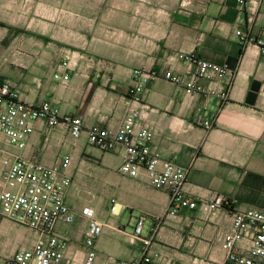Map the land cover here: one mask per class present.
<instances>
[{
    "label": "crops",
    "instance_id": "obj_1",
    "mask_svg": "<svg viewBox=\"0 0 264 264\" xmlns=\"http://www.w3.org/2000/svg\"><path fill=\"white\" fill-rule=\"evenodd\" d=\"M17 1L24 0H0V22L15 24L11 17L21 13L11 9V2ZM98 2L99 8L85 12L82 27L68 32L61 44L48 40L52 29L42 25H37L35 37L0 26V77L12 81L25 102H50L84 125L75 139L66 127L49 129L37 122L25 150L7 142L3 149L46 166L71 157L66 202L76 220L56 229L67 242L66 264L86 259L85 208L103 225L94 264L140 259L147 239L160 255L153 264H225L221 239L232 226L233 211H264V51L237 36L242 31L252 40L264 37V0H194L189 6L182 0ZM69 53L78 56L71 70L64 67ZM182 54L227 65L230 75L201 84L227 92L228 99L189 96L183 86L158 79L149 84L142 103H134V71L188 74L191 68L178 58ZM58 72L68 73L69 81H55ZM131 109L140 111L136 129L153 131L151 149L189 169L185 192L191 201L208 204L222 196L232 204L214 214L181 208L171 217L168 191L155 189L144 172L137 178L120 172L121 147L102 152L90 144L89 128L115 132ZM82 193L101 197L87 202ZM140 218L146 219L144 232L133 240ZM18 226L23 228L0 214V237L6 240L0 255L35 244L37 234L24 227L35 236L31 246H22L27 239Z\"/></svg>",
    "mask_w": 264,
    "mask_h": 264
},
{
    "label": "built area",
    "instance_id": "obj_2",
    "mask_svg": "<svg viewBox=\"0 0 264 264\" xmlns=\"http://www.w3.org/2000/svg\"><path fill=\"white\" fill-rule=\"evenodd\" d=\"M194 0H182L189 6ZM241 3L244 0H240ZM242 42L254 43L264 51V37L257 40L247 38L242 31L237 32ZM191 68L185 75L175 74L172 70L157 71L136 69L133 73L130 95L134 103H142L143 94L150 83L164 79L183 86L187 95H201L206 99L218 96L228 99L227 92L219 93L212 85L204 86L202 80H219L231 74L230 68L198 58L196 55H179ZM78 56L69 53L64 58V67L71 70ZM69 74H54V80L66 83ZM140 117L138 109H131L117 131L101 129L97 126L87 130L91 145L102 152H112L122 148L123 175L137 178L145 173L150 184L159 190H166L171 196L169 216L177 217L181 208L203 209L214 214L228 208L232 202L218 196L210 203L191 201L185 192L189 169L179 166L173 160L163 159L153 151L150 143L154 133L150 129H136ZM42 122L49 129L66 127L72 137L78 139L84 132L83 121L79 117L62 115L50 102L35 105L25 102L16 85L0 77V214L2 217L23 226L37 234V240L30 249L21 248L11 255H0V264H66L67 242L56 233L60 224L70 225L76 214L66 202L68 189L72 185L69 169L72 159L64 157L52 166H46L35 159L23 157L6 151L7 142L17 150L28 146L29 138L35 133V123ZM207 129L211 128L205 123ZM115 206L111 212L114 213ZM91 208L83 210L89 219L85 245L88 249L83 264H94V246L100 237L103 225L94 218ZM146 224L140 218L134 228L132 239H140ZM145 252L140 259L120 264H153L160 258L152 250V241L144 240ZM221 249L226 255L225 264H264V211L257 209L235 210L232 213V226L221 239ZM172 264V263H168Z\"/></svg>",
    "mask_w": 264,
    "mask_h": 264
},
{
    "label": "rangeland",
    "instance_id": "obj_3",
    "mask_svg": "<svg viewBox=\"0 0 264 264\" xmlns=\"http://www.w3.org/2000/svg\"><path fill=\"white\" fill-rule=\"evenodd\" d=\"M0 4L2 5V3ZM98 8V0H24L11 2V9L19 10L21 14L20 16L11 17L12 20H15V24L5 21L0 22V26L9 28L13 33L24 32L27 36L35 37L37 25H42L52 29L53 38L48 40L61 44L66 42V34L68 32H71L74 28L82 27V16L85 12H93ZM96 184H98V181ZM100 197L101 195L98 193H82L80 195V198L86 199L87 202H92V199H95L94 201L96 202ZM6 220L10 221L9 219ZM20 229L27 239L22 246H31L34 241L32 238V235L35 236L34 233L24 227ZM5 243L6 240L0 237V250H5Z\"/></svg>",
    "mask_w": 264,
    "mask_h": 264
}]
</instances>
